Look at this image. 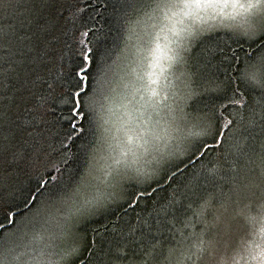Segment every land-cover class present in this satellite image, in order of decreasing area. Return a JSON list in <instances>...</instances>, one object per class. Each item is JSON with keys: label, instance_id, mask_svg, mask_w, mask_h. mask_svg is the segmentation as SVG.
Masks as SVG:
<instances>
[{"label": "snow or ice", "instance_id": "obj_1", "mask_svg": "<svg viewBox=\"0 0 264 264\" xmlns=\"http://www.w3.org/2000/svg\"><path fill=\"white\" fill-rule=\"evenodd\" d=\"M37 6L49 9L50 16L65 11L64 0H0V264H237V255L244 264H264V244L248 243L258 228L264 232V0H102L117 24L119 43L114 47L123 65L120 72L108 63L112 53L101 59L85 31L74 41L77 59L68 67L59 65L61 77L48 85L49 95L54 92L66 108L64 138L74 145L91 133L101 141L83 145L89 149L86 166L74 169L71 178L62 171L67 160L58 161L60 167L52 163L67 145L61 141V149L53 148L38 127L53 109L46 97L27 87L24 75L25 70L33 73L41 56L53 58V49L41 39L51 25L34 11ZM205 17L219 20V28L236 44L223 54L231 72L216 90L215 121L201 122L202 135L211 143L204 139L173 150L170 142L186 139L180 135L186 114L168 103V75L182 66L193 39H211L218 31L215 25L206 26ZM161 32L166 33L164 45ZM141 48L149 55H140ZM42 66L50 70L47 63ZM161 77L165 87H159ZM22 79L25 111L31 114L23 123L5 104L6 90ZM115 101L127 118L124 147L112 164L100 168L93 161L110 139L105 116ZM217 148L228 167L212 173L217 191L194 213L199 230L194 240L185 237L186 248L183 241L129 247L86 239L87 222L101 211L117 214L125 204L164 190L165 184L171 188L176 174L183 175L181 165L187 167L179 152L190 153L191 162L205 149ZM20 172L26 184L19 180ZM146 180L156 187L136 188ZM166 208L160 209L164 215ZM53 221L56 233L49 227ZM45 234L51 237L47 241ZM69 237L72 244L66 245Z\"/></svg>", "mask_w": 264, "mask_h": 264}, {"label": "trees", "instance_id": "obj_2", "mask_svg": "<svg viewBox=\"0 0 264 264\" xmlns=\"http://www.w3.org/2000/svg\"><path fill=\"white\" fill-rule=\"evenodd\" d=\"M64 5L65 11L53 12L51 16L49 9L39 6L34 9L42 21L51 25L49 33L46 36L42 35L41 39L49 48L53 49V58L49 60L48 57L41 56L40 60L33 65V73L28 74L25 70L24 75L29 81L27 87L31 88L37 96L46 97L48 105L53 109L46 117L47 123L38 125V127L43 128L53 148L61 149V141L67 145L66 149H61L59 157L52 163L60 167L58 161L67 160L68 166L62 171L66 172V178H71L74 169L78 170L86 166L89 149L83 145L93 143L100 145L101 141L96 140L91 133L83 142L77 140L74 145L64 138L65 121L63 116L66 114V108L54 92L49 95L51 90L48 85H55L58 78L61 77L59 65L63 64L68 67L77 59L75 55L77 45L74 41L81 32H89L87 39L91 42L90 46L99 51L101 59L108 52L112 53V59L108 63L113 65L114 71L121 66V63L114 47L119 41L117 39L118 28L113 19L112 10L106 11L102 6V0H64ZM75 5H78L83 11L78 12ZM230 35L226 30L221 29L213 33L211 39L207 37L195 39L190 45L191 50L185 54L184 76L187 89L192 93L185 105V114L189 119L207 123L215 121L218 115L216 113L218 105L214 99L217 94L216 90L223 86L231 72V69L227 68L228 62L223 60V54L229 52V47L236 48ZM27 43L28 41H25V44ZM221 49L224 50L223 53H221ZM24 50L27 52L26 48ZM30 58L31 55L25 57L24 63L27 64ZM113 61L116 63L113 64ZM42 62L47 63L50 70L45 69ZM68 70L71 71L70 68ZM93 75L94 77L97 75L95 70H93ZM35 76L40 78L35 79ZM101 79L103 78L101 77ZM21 83H23V79L6 90L5 104L23 123L31 119V114L25 111L24 89L21 88ZM31 102L36 103L37 101L32 100ZM17 105L20 106L19 109H17ZM204 139L211 143L209 137L195 140V143L202 142ZM184 148L186 147L184 146L182 149ZM100 151L96 153V159L93 161L95 164ZM189 154L183 151L179 154L185 159L187 167L181 165L183 175L179 172L176 174V183L171 188L165 184L164 190L157 188L151 197L146 195L139 198L138 203L131 206L125 204L117 214L110 212L99 214L87 222L86 239L105 244L118 243L129 247L134 243L147 246L156 243L157 240L168 245L183 241L186 248L188 241L185 237L194 240V234L199 230L198 216L194 213L201 212L204 201L211 199L212 194L217 191L212 173L217 169L223 171L228 167L220 157L218 148L215 151L205 149L202 153H198L197 157L192 158L191 162L187 160ZM222 165L223 167H221ZM19 180L24 184L27 183V177L23 172L19 173ZM149 183L156 187L153 181H149L137 184L136 188H146ZM151 191L152 189L149 188V192ZM172 200L175 202L170 204L169 201ZM189 204H191V208L188 207ZM165 205H167V215L160 211ZM253 241L256 244L264 242L259 228L248 243L252 244ZM137 251H139V247H137ZM180 251L183 252V249ZM236 261L237 264H244L239 255L236 256ZM186 264H190V262H186Z\"/></svg>", "mask_w": 264, "mask_h": 264}, {"label": "rangeland", "instance_id": "obj_3", "mask_svg": "<svg viewBox=\"0 0 264 264\" xmlns=\"http://www.w3.org/2000/svg\"><path fill=\"white\" fill-rule=\"evenodd\" d=\"M205 20L207 21L206 26L215 25L218 30H221L219 28V25H220L219 20H213L209 17H205ZM159 35L161 37V40H160L161 45L166 44L167 43V41L165 39L166 33L161 32V33H159ZM145 39H147V37H145ZM194 40L195 39H193L191 41V43ZM133 42L137 46H139L141 43L140 41H137L135 39L133 40ZM149 47H154V45H149ZM140 55L148 56L149 53L146 49L141 48ZM183 65H184V62L182 63V66H178L172 73H169L168 80L170 81V84L167 85V93L171 94V99L169 100L168 103L173 108H175L177 105L182 107L184 110V113H185V105H186V102L190 99L188 96V94L190 92L187 89V83H186V79L184 76ZM122 67H123V65L121 64V66L115 72L119 73L120 68H122ZM159 87H165V81H164L163 77L160 78ZM165 94H166L165 92H161V96H163ZM108 107L112 111L110 114L106 115L105 120L108 121V123L106 124V127L111 128L112 132L105 134L108 137H110V139L108 140V144L103 145L102 150L99 153V157H98V161H97L96 165H97V167H100V168H106L108 165L112 164L111 158L118 156L124 147V145L122 143L124 138H125V131H124L123 125L127 122V118L122 115L124 113V109H122L120 107L119 101H115L112 105H109ZM161 107H163V106H161ZM165 111H167V110L165 109ZM161 114L163 115L164 113L162 112ZM181 127H182V133L180 135L182 137H185L186 139H184L183 143H181L180 141L170 142L169 147L172 148L173 150H175L177 148L182 149L184 146L187 148L191 143H195V140H199V139L204 137L202 135L201 122L198 120H192L186 116L185 120L182 122ZM173 135H176V133H173ZM161 147L163 148V145H161ZM180 153H182V151L179 152L178 154H180ZM146 159L150 160L151 157H148ZM144 167L146 170L151 169V165L148 163H145ZM149 181H151V180H146L145 182H149ZM145 182H143V183H145ZM101 213H102V211L99 214H101ZM99 214L92 217L90 220H93ZM49 227H50L52 232H54V233L58 232V230L56 228V222L51 224ZM260 233L262 235V238H264V232L260 231ZM50 238L51 237H49L48 234L44 235V241H47ZM35 243L36 244H42L43 241L37 240V241H35ZM55 243L61 244V240L57 239L55 241ZM65 244L66 245L72 244V240L70 237L65 238ZM261 244H264V242ZM56 250H59V249H56Z\"/></svg>", "mask_w": 264, "mask_h": 264}, {"label": "bare ground", "instance_id": "obj_4", "mask_svg": "<svg viewBox=\"0 0 264 264\" xmlns=\"http://www.w3.org/2000/svg\"><path fill=\"white\" fill-rule=\"evenodd\" d=\"M103 212H104V211H102V213H103ZM54 222H55V221H53L52 224H53Z\"/></svg>", "mask_w": 264, "mask_h": 264}]
</instances>
